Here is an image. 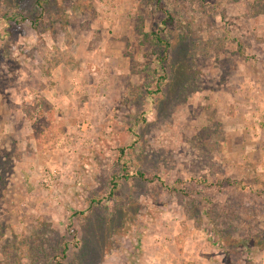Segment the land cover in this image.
Listing matches in <instances>:
<instances>
[{
	"label": "rangeland",
	"instance_id": "1",
	"mask_svg": "<svg viewBox=\"0 0 264 264\" xmlns=\"http://www.w3.org/2000/svg\"><path fill=\"white\" fill-rule=\"evenodd\" d=\"M0 264H264V0H0Z\"/></svg>",
	"mask_w": 264,
	"mask_h": 264
},
{
	"label": "trees",
	"instance_id": "2",
	"mask_svg": "<svg viewBox=\"0 0 264 264\" xmlns=\"http://www.w3.org/2000/svg\"><path fill=\"white\" fill-rule=\"evenodd\" d=\"M152 35L155 37V39L157 40V42L163 43L161 37L158 34H149V35H147V37L152 36ZM115 186H116V184H115Z\"/></svg>",
	"mask_w": 264,
	"mask_h": 264
}]
</instances>
